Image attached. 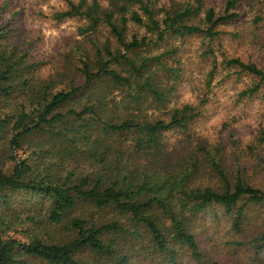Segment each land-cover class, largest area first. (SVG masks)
Masks as SVG:
<instances>
[{"label":"trees","instance_id":"obj_1","mask_svg":"<svg viewBox=\"0 0 264 264\" xmlns=\"http://www.w3.org/2000/svg\"><path fill=\"white\" fill-rule=\"evenodd\" d=\"M64 1L58 21L83 18L88 24L80 33L86 35L105 26L116 47L95 45L93 64L80 56L83 84L62 89L54 82L34 86L22 67L25 54L4 49L10 16L0 4V264H130L163 256L165 264H177L184 250L201 262L192 227L197 215L211 206L234 210L238 229L245 207L264 205V134L247 150L257 160L251 173L242 153L232 155L236 165L228 164L220 148L207 146L186 151L175 166L162 164L163 133L186 130L197 113L185 105L169 122L138 121L141 101L149 99L143 88L152 101L165 96L151 84L152 62L160 57L142 55L141 48L154 35L156 41L213 38L214 28L235 19L233 10L244 0H227L220 16L208 10L206 29L191 20L199 7L187 4L166 9L163 0H108L101 9L95 1ZM129 24L149 36L128 35ZM227 64L264 80L253 64ZM15 196L38 203L17 205ZM232 245L258 255L264 231Z\"/></svg>","mask_w":264,"mask_h":264},{"label":"rangeland","instance_id":"obj_2","mask_svg":"<svg viewBox=\"0 0 264 264\" xmlns=\"http://www.w3.org/2000/svg\"><path fill=\"white\" fill-rule=\"evenodd\" d=\"M72 1L77 4L80 0ZM85 1L88 5L95 1L101 9L108 5V0ZM226 2L163 0L160 5L166 9L184 4L193 9L199 7L196 17L191 20L206 29V12L213 10L216 16L223 15ZM1 3L8 5L5 14L10 16L9 34L2 40L4 49L7 52L13 50L17 56L25 54L22 67L32 73L34 86L52 82L58 89L71 82L82 85L79 57L85 55L93 64L95 45L100 49L105 43L112 49L116 47L105 26L86 35L80 33V29L88 24L85 19L76 17L58 21L57 13L67 9L64 0H0ZM233 12L237 17L216 26L217 36L213 38L203 34L167 35L163 41H156L154 35L148 46L141 48L142 55L160 57L159 61L152 62L151 84L165 96L163 101H152L148 89L143 88L142 97L149 99H142L138 121L158 119L169 122L172 112L185 105L193 107L197 113L186 130L163 133L161 139L166 156L162 164L175 166L186 158V151L199 146L213 150L220 148L228 164L232 163L233 154L242 153L241 163L248 173L256 164V157H250L247 150L252 145L257 146L258 136L264 134V80L227 63L238 60L264 71V0H244ZM133 34L149 36L144 29L129 24L128 35ZM255 88L257 90L252 92ZM119 108L122 115V105ZM258 151L261 152V146ZM28 199L32 205L38 203L35 198L14 197L17 205H24ZM233 213L234 210L229 213L221 206H211L197 215L192 227L203 258L196 263L184 250L177 264H264V250L256 255L247 247L232 245L234 241L246 242L264 231V205L245 207L238 229L232 224ZM130 264L165 263L163 256L155 257L152 262L137 258Z\"/></svg>","mask_w":264,"mask_h":264}]
</instances>
